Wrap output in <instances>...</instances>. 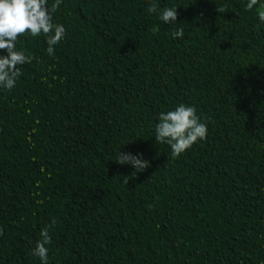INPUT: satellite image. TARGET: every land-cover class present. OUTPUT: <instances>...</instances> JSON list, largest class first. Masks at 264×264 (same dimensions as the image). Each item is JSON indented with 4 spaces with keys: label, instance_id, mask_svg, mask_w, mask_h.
Masks as SVG:
<instances>
[{
    "label": "trees",
    "instance_id": "trees-1",
    "mask_svg": "<svg viewBox=\"0 0 264 264\" xmlns=\"http://www.w3.org/2000/svg\"><path fill=\"white\" fill-rule=\"evenodd\" d=\"M247 2L62 0L54 55L18 38L32 62L0 88V264H41L45 227L48 264H264V22ZM181 103L208 134L173 158L155 125Z\"/></svg>",
    "mask_w": 264,
    "mask_h": 264
},
{
    "label": "clouds",
    "instance_id": "clouds-1",
    "mask_svg": "<svg viewBox=\"0 0 264 264\" xmlns=\"http://www.w3.org/2000/svg\"><path fill=\"white\" fill-rule=\"evenodd\" d=\"M62 0H55L49 6L48 0H0V50L7 54L0 55V88L11 91L22 75L21 66L32 62V57L23 50H17L16 42L19 37L30 33L33 37L41 34L47 37L46 51L54 55L55 46L65 37L66 29L62 24L53 23V14L57 11ZM256 8L258 18L264 22V2L262 0H248L247 10ZM178 7H165L160 10L156 3L148 6L149 13L158 14V18L165 24L175 23ZM219 13L227 11L225 7H217ZM154 28L153 31H157ZM183 29L172 32L173 38H183ZM155 125V141L170 146L173 158H178L190 149L196 142L205 140L208 134L207 124L197 115L195 106L179 104L172 110L161 112ZM121 165H131L133 173L144 171L150 166L148 160L143 159L142 153L132 154L118 151L115 160ZM128 183V180H125ZM53 219L52 224L55 225ZM3 230L0 229V236ZM32 255L41 260V264H48V245L51 243L49 228L45 227L40 233Z\"/></svg>",
    "mask_w": 264,
    "mask_h": 264
}]
</instances>
